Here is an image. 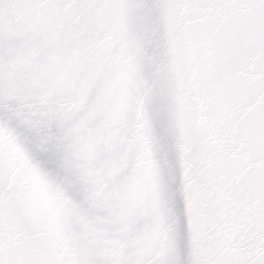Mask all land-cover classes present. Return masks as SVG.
<instances>
[{
	"label": "snow or ice",
	"instance_id": "obj_1",
	"mask_svg": "<svg viewBox=\"0 0 264 264\" xmlns=\"http://www.w3.org/2000/svg\"><path fill=\"white\" fill-rule=\"evenodd\" d=\"M0 264H264V0H0Z\"/></svg>",
	"mask_w": 264,
	"mask_h": 264
}]
</instances>
